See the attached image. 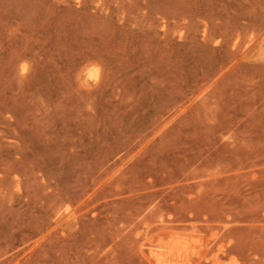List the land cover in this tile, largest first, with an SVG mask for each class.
<instances>
[{"label":"rangeland","instance_id":"rangeland-1","mask_svg":"<svg viewBox=\"0 0 264 264\" xmlns=\"http://www.w3.org/2000/svg\"><path fill=\"white\" fill-rule=\"evenodd\" d=\"M0 264H264V0H0Z\"/></svg>","mask_w":264,"mask_h":264},{"label":"bare ground","instance_id":"bare-ground-1","mask_svg":"<svg viewBox=\"0 0 264 264\" xmlns=\"http://www.w3.org/2000/svg\"><path fill=\"white\" fill-rule=\"evenodd\" d=\"M177 243H178V242H177ZM177 243H175V244L173 243V244L175 245V247H176V248L179 246V244H177ZM179 243H180V242H179ZM176 244H177L178 246H176ZM164 245H165V244H164ZM167 246H168V245H167ZM170 247H171V246H170ZM179 247H180V246H179ZM182 249H183V248H182ZM169 251H170V248H169L168 252H167V250H166V251H165V253H167V254H168V253H169ZM171 251H172V250H171ZM179 251H180V249H179ZM170 253H171V252H170ZM170 253H169L168 255L166 254V255H165L166 257L164 256V257H165V259L167 258V256H168V257L170 256L169 258H171V257H173V258H174V256H171V254H170ZM173 253L175 254V252H173ZM180 253H181V252H180ZM172 255H173V254H172ZM178 255H179V254H177V255H176V257H177ZM180 256H181V255H180ZM158 260H160V259L158 258ZM160 262H161V261H160Z\"/></svg>","mask_w":264,"mask_h":264}]
</instances>
